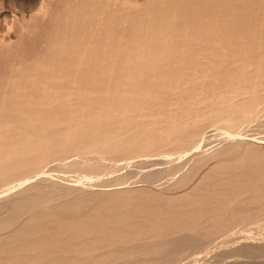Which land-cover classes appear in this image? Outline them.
<instances>
[{"label":"rangeland","instance_id":"rangeland-1","mask_svg":"<svg viewBox=\"0 0 264 264\" xmlns=\"http://www.w3.org/2000/svg\"><path fill=\"white\" fill-rule=\"evenodd\" d=\"M71 1L72 0H0V86L5 84V81H9L10 77L18 74L17 70L19 67L21 69V67L24 66L22 64L23 62L25 64L24 67H28L32 64V61L40 57V54L45 53L43 50H45L44 45L46 44L45 42H47V37L51 33L53 25L65 22L66 15L64 14L68 12V6H70L68 3ZM144 1L145 0H128L129 3L137 5H141ZM247 2L248 0H245V3ZM62 16L65 18L63 19ZM262 41L264 40L261 39L260 43L258 42L257 46L259 49L257 48L258 50L252 51V54L248 52H245L246 54L242 56L227 54L226 57L223 58L224 62L221 60V66H211L208 68V70L213 68L209 74L220 73L221 69L230 67L228 65H231L232 68L239 69L242 68L244 64L246 71H249V69L250 71L258 69V71L262 72H260L262 74L261 87H259L258 92L254 94V99L253 94H251L252 96L250 95V98H247L249 96L245 94L230 101V95H227L228 98H226V95H223L218 98L213 97L214 99L212 98L208 101L209 103L206 102L208 103L207 106H205L206 103H204L205 105L203 106L205 107H203V112L205 111L204 113L212 115L213 118L212 121L209 119L210 122L205 120V122L208 121V126H206L201 137L197 134L191 135L194 129L189 131V126H184L185 129L180 127L183 128V132L180 128V130L178 129L179 131L171 130V132L170 129L165 128L169 126V124L165 125L164 114L155 111L152 117L148 116L144 119L146 125L143 127L142 135L140 133V137H133L138 139H134V141L128 137L129 140L131 139L132 142H130L132 144L128 139H121L122 144L124 143L122 147L119 139L118 143L120 145H117L120 147H116V144L115 147H113V142L97 144L96 141L99 140L101 136V131L97 130V126L101 125L99 122L102 121L104 124H111V122L114 123V121H116L117 124L119 117L115 114L116 106H111L113 103L112 101H109L107 105V103L102 104L89 98L90 96L87 93H89L91 89L87 86L83 87L84 90L87 89L88 92L86 90L83 91L87 93H83L84 96H82V98L76 96V91L72 89V87L70 89L71 91H65L66 93H71L65 97L66 99H61L62 102H59V99H57L59 101L50 99L53 103L55 102V104H51L52 106H47V108H45L46 106L42 107L43 112H41V114L27 115L28 118L22 123L24 127L21 129L19 128V132L17 130L14 131V134L17 135V140L21 139L20 141H24L25 143L22 142L16 145L12 155L0 161V166L2 167L0 168L4 170L2 171L0 169V248L2 249L0 250V264H264V43H261ZM35 46L36 48H34ZM39 48L40 50L44 49L41 50V52ZM37 50H39L40 53L37 52ZM29 51H31V53ZM36 53H39V56H37ZM254 54L259 55L258 59L254 57ZM20 55H22V58ZM35 57L36 59H34ZM246 57L249 60L246 59ZM236 62L238 63L236 64ZM14 68L16 69L14 70ZM215 70L217 73L214 72ZM11 73L13 75L10 76ZM14 79L15 78H11L10 81L13 82ZM85 83L88 84L89 81L83 84L85 85ZM72 94L73 96L69 97ZM75 96L76 98H74ZM244 96H246V99H244ZM67 97H69L68 100H72L71 103L67 101ZM240 100H242V102ZM227 101L231 103L230 105L232 106L227 108L228 113H232H230L231 115L227 112H222L224 111V107L228 104ZM80 102L82 104H80ZM77 103H79V106H77ZM234 103H236V105L241 103V105L236 108ZM69 104L70 106H68ZM59 105H61L62 110H59L61 109ZM72 105L76 109H74ZM87 105L88 107H86ZM66 108H69V110ZM78 108L82 109L84 113H81V110L78 111ZM86 110H88V113ZM218 110L220 112H218ZM51 112L54 114L55 112L57 113L55 117ZM72 112L74 114H70ZM157 112L159 115H156ZM80 113L83 115H80ZM58 114L61 118H65L66 121L63 118H58V116H56ZM76 114H78L77 117ZM33 115L35 117H33ZM226 115L229 116L226 117ZM56 117L58 122H56ZM157 117L160 121L163 119L161 123L164 125L162 127L160 125L157 126L160 130L156 128V133L155 130H152V126L155 124L153 125V122L149 123V120H157ZM159 117L161 119H159ZM225 117L227 120H222V118ZM105 118L107 120H105ZM45 120H48V122ZM52 120H54V122H52ZM88 120H90V122ZM216 120H218V122ZM41 121H43V124ZM73 121L76 122L75 125H79L77 122H82H80L79 125L81 127H77L78 130L73 127ZM160 121L158 123H160ZM44 122L49 124H45ZM86 123H89L88 126H86ZM95 124H98L96 128ZM40 125L44 127V129H42ZM48 125H52V127L49 128ZM224 125L227 128H224ZM68 127H70V129H67ZM72 129L75 132H72ZM42 130H44V132ZM61 130H63L64 133L61 132ZM220 130V134L223 136L224 132H226L227 137H222L219 134L221 136L220 138L217 134ZM58 131L63 133V136L66 135V137L62 138L61 133ZM87 131H89L90 134L86 136L85 133H88ZM98 131L99 135L96 137ZM148 131L152 132L150 136ZM174 131H177V133L175 134ZM77 132L79 134L76 135L75 133ZM146 132L148 134H145ZM66 133L69 135V138ZM184 134L187 138H185ZM229 134H231V136H229ZM57 135L58 137H56ZM175 135H177V137H175ZM77 136L80 141L76 138ZM80 136H84V139ZM73 137L76 140L73 139ZM172 137L173 139H171ZM66 138L68 139L66 140ZM89 138H91L92 141L90 144L86 142ZM140 138H142L143 141H141ZM145 138L146 140H144ZM139 139L140 143H137ZM184 139L187 140L182 141ZM190 139L193 140L190 142ZM51 140H53L52 142H54V144ZM125 141H127L126 144ZM74 142L78 144L73 148ZM133 142L136 143L134 144ZM50 143H52L51 146ZM64 143H66L67 147ZM87 143L89 145H87ZM23 144L28 148H25ZM82 144H84V146ZM129 144H131L130 146L132 147H128L127 145ZM58 145L61 146L59 147ZM135 145H137V147L139 146L137 150ZM78 147H81L80 150H78ZM122 148L125 149V151L121 150ZM25 153H32L33 155H31L33 157H38L40 154V156L44 157L47 155L49 156L46 157L45 163H41V165L44 166L39 172L32 173L30 176L28 175L30 178L26 176L29 180L25 177V181L22 182L15 180L10 181V177L14 179L12 177L14 174H18L26 170V168H34L37 165L34 160L36 157L32 158L30 154ZM36 153L39 155L37 156ZM21 155H24L22 156V161L25 164L20 161L21 158L19 156ZM28 157L29 159H27ZM12 160L14 162H12ZM16 161L21 163H17ZM33 162L35 166H33ZM19 165L25 169L21 167L22 170H20L21 168ZM15 166H18L19 170L18 167L16 168ZM230 167L233 171H236L231 172L232 169ZM250 168L252 169L250 170ZM260 168L263 170L261 171ZM15 169L20 172L17 173ZM210 170H212L211 173ZM206 171L208 176L205 173ZM6 172H9V176H7ZM2 173L6 175L4 176ZM197 183L199 185H197ZM214 184H217L216 186L223 185L221 190L222 193L219 194L222 198L220 204L222 205L221 208L224 206L223 208L225 210L227 208L229 213H227V210H223V213L222 211L218 213L215 212V207L217 205V203L215 204V202H217L215 200L216 196H209V192ZM229 184L231 187L232 185H236V188L233 190L230 189V186H228ZM251 184H256V187L252 189L248 188L243 191L238 189L241 185ZM192 185L193 187H191ZM200 185H202L204 189H202V187L200 188ZM181 192H183V194ZM232 194L235 196V199L232 201L234 206L228 204ZM239 197L241 199H239ZM246 197L255 199L241 202V200H244ZM154 198L156 199L154 200ZM236 198L238 199L236 200ZM162 201L164 202L161 203ZM245 206L249 207L245 208ZM250 206L252 207L250 208ZM233 207L235 208L232 209ZM99 208L101 209L99 210ZM164 209L165 211H161ZM36 210L37 212H35ZM232 210L234 211L232 212ZM32 213L34 215H32ZM49 213L52 215L50 216ZM219 213L224 214L223 218L226 216L225 218L227 220L225 218L223 220L222 214L220 216ZM256 213L257 215H255ZM235 215H237L238 218ZM40 216L43 217V219H41ZM213 216H215V219ZM228 216L229 218H227ZM242 217L243 219L241 220ZM210 218L213 219L209 220ZM244 218L246 219L244 220ZM76 219L79 220L76 221ZM141 223L142 225H140ZM205 223H207V225ZM225 224L228 225L226 226ZM196 230H199V232ZM47 233L49 235H47ZM86 235L90 236L86 237ZM185 242H187V244ZM132 243H134V245ZM184 244L186 245L185 247ZM144 245H146V247ZM68 251L69 253H67ZM79 258H83L84 261L82 259L80 261ZM100 259H102V261Z\"/></svg>","mask_w":264,"mask_h":264},{"label":"bare ground","instance_id":"bare-ground-1","mask_svg":"<svg viewBox=\"0 0 264 264\" xmlns=\"http://www.w3.org/2000/svg\"><path fill=\"white\" fill-rule=\"evenodd\" d=\"M68 4H70V6L67 5L68 10L67 9L66 10L68 12H66L67 14L66 13L64 14V15H66L65 22L62 24L53 25L51 33L47 37V40H46L47 42H45L46 44L44 45L45 50H43L44 48L41 49V50L45 51V53L40 54V57L38 59H36V57H35L34 59H36V60H34V61L31 60L32 64L31 65L29 64L30 66H28V67H24L25 64L23 62L22 64L24 65L23 66L24 68L21 67V69H20V67H19L17 70L18 71L17 75L14 76L12 73L10 74V76L13 75V77H10V80H11V78H15L14 79L15 82H14V80H13V82H11L9 79L8 80L10 82L9 81L6 82L4 80L5 84L0 86V161L5 160V159H7V157L11 156L13 153V149L15 148L16 145H18L19 143H22V142L25 143L24 141H20L21 140L20 138H19L20 140H17V138H16L17 135L14 134V131L15 130L18 131L19 128L21 129L24 127V126H22V123L25 122L26 118H28L27 115H29V114H36L37 115V113L41 114V112H43L42 107L46 106L45 108H47V106H50L51 104L52 105L55 104V102L53 103V101H52L53 99H55V100L59 99L60 101L59 100H57V101L62 102L61 99H63V100L66 99L65 97L68 96L69 93H71L69 91H71L70 89L72 87H73L72 89H74L76 91V96L79 98H82V96H84V94H86L88 92L87 89H85L87 91L86 93L83 92V91H85L83 87L87 86L91 89V90L88 89L89 93H87L90 96L89 98L93 99L95 102H100L102 104L107 103V105H108L109 101H112L113 103L111 102L112 103L111 106H113V105L116 106V113L115 114L119 117L117 124H116V121H114L115 124L112 122H111V124H108V123L104 124L102 121L101 122L103 124L101 122H99L101 124L100 126H97L98 124H95V128L97 126V130L101 131L100 132L101 136H100L99 140L96 141V143L97 144H106V143L113 142L114 143L113 147H115V144L116 145L119 144L118 142H119V140L121 142V139L122 140H125V139L129 140L128 137H130L132 140L138 139V138H133V137H140V133L142 135L143 127L146 125V122H144V119H146V117H148V116L152 117V114H154L155 111H158L159 113L164 114L163 116H165V118L162 117V118H164V123H165V125L169 124V126H167L165 128L170 129V131L171 130L172 131L178 130L180 127L184 128V126L185 127L189 126V128L191 127L190 128L191 130L188 128L189 131H192V129H194L192 131L191 135L197 134L198 136L201 137V134L206 129V126H208L207 122L208 121L210 122L209 119H211V121H212V118H213L212 115H208L207 113H204L205 111L203 112V110H204L203 107L207 106V104L209 103L208 101H210L213 97L218 98V97H221L223 95H226V98H228L227 95H230L231 98L230 97L229 98L231 101L234 98H236L240 95H245V94H247L249 96L247 98H250V95L253 94V99H254V94H256L258 92L259 87H261L260 83H261V77H262L261 73L262 72L258 71V69L253 70V71H250V69H249V71H246L244 64H243L242 68H239V69L232 68L231 65H228L230 67H226L225 69H221L220 73H217V71L215 70L214 72L217 74H209L213 68H211V70H208V68L211 66H215V67L219 66L221 63V60L223 61V58L226 57L227 54L228 55L233 54V55H237V56H242V55H245L247 52L252 54V51L254 52V50H256L257 48L259 49V47L257 46L258 42L260 43L261 39L264 40V0H248L247 3H245V0H145L141 5L131 4L128 2V0H72ZM60 13H61V11H60ZM62 14H63V12H62ZM62 18L64 19L65 17L62 16ZM59 20H61V19H59ZM23 32H24V30H23ZM47 33H48V30H47ZM261 43H264V41H262ZM34 48H36V46ZM260 48H261V46H260ZM39 50H40V48H39ZM39 50H37V52H39ZM29 52L31 53V51H29ZM38 54H37V56H39ZM255 54H256V52H255ZM255 54H254V57H256V59H258L259 55H255ZM21 56L22 55H20V57ZM29 57H31V56H29ZM227 58H229V57H227ZM227 58H225V59H227ZM246 59H248V58L246 57ZM26 61H27V59H26ZM237 63L238 62H236V64ZM231 64H232V62H231ZM263 65H264V63H263ZM258 66H259V64H258ZM15 69L16 68H14V70ZM5 72H6V70H5ZM3 76H4V74H3ZM86 81H89V83L88 84L85 83V85H84L83 83ZM66 90H69L68 91L69 93H66L67 92ZM261 94H263V93H261ZM72 96H73V94L69 97H72ZM76 96L74 98H76ZM69 97H67V101H69V103H71L72 100L71 101L68 100ZM244 97H245L244 99H246V96H244ZM50 99H52V100H50ZM91 99H90V101H91ZM240 101L242 102V100H240ZM206 102H208V103H206ZM237 102H239V101H237ZM204 103H206V105ZM224 103H225V101H224ZM78 104L79 103H77V106H79ZM80 104H82V103L80 102ZM230 104L231 103L228 102V104L224 107V109L222 108L224 110V111H222L223 113H225V112L228 113L227 108L232 107ZM234 104L236 105V103H234ZM203 105H205V106H203ZM239 105H241V103H239ZM239 105H236L235 107L237 108V106H239ZM59 106L61 108L59 110H62L61 105H59ZM68 106H70V104ZM73 107H72V109H73ZM83 107H85V106H83ZM86 107H88V105ZM66 109L69 110V108H66ZM74 109H76V108L74 107ZM78 109H77L78 111L81 110L80 112L84 113V112H82V109H80V108H78ZM83 109H86V108H83ZM95 109H96V107H95ZM206 109H207V107H206ZM86 111L88 113V110H86ZM99 112H100V109H99ZM158 112H157V114L156 113L155 114L159 115ZM218 112H220V111L218 110ZM218 112H215V113H218ZM51 113H53V112H51ZM58 113H59V111H58ZM81 113H80V115H83ZM91 113H89V114H91ZM230 113L231 112H229L228 114H230ZM55 114H57V113L55 112ZM55 114H54V117H55ZM65 114H66V112H65ZM68 114H69V112H68ZM70 114H74V113L72 112ZM44 115H46V114H44ZM77 115L78 114H76V117H77ZM46 116H48V115H46ZM56 116H58V118L60 117L59 114ZM227 116H229V115H226V117ZM33 117H35V116L33 115ZM38 117H39V115H38ZM226 117L222 118V120H224V119L227 120ZM51 118H53V117H51ZM109 118H111V117H109ZM114 118H116V117H114ZM56 119H57V117H56ZM63 119H65V118H63ZM67 119H68V117H67ZM159 119H161V118L159 117ZM48 120H45V121L48 122ZM105 120H107V119L105 118ZM154 120H156V119H154ZM154 120L153 121L149 120V123L153 122V125L155 124L154 126H152V130H155L156 128L159 129V127H157L159 125L161 127L164 125L161 123V121L163 119L160 121V120H158V117H157L158 121L157 120L154 121ZM205 120H208V121L205 122ZM218 120H216V121L218 122ZM220 120H221V118H220ZM60 121H62V120H60ZM65 121H66V119H65ZM88 121L90 122V120H88ZM108 121H111V120H108ZM159 121L161 124L158 123ZM41 122L43 124V121H41ZM52 122H54V120H52ZM56 122H58V119L56 120ZM73 122H72V124H73ZM80 122H77V123H79V125H80ZM82 122H83V120H82ZM85 122H87V121H85ZM35 123H37V122H35ZM61 123H63V122H61ZM75 123L76 122H74L73 127L78 130L77 127L80 128L81 126L75 125ZM47 124H49V123H47ZM86 124H84V125L88 126L89 123H86ZM40 127H42V126L40 125ZM50 127H52V125L49 126V128ZM150 127H151V125H150ZM141 128H142V130H141ZM183 128H180L181 131ZM224 128H227V127H225V125H224ZM42 129H44V127H42ZM67 129H70V127H68ZM73 129H72V132L74 131ZM27 130H29V129H27ZM90 130H91V128H90ZM145 130H146V128H145ZM188 130H186V131H188ZM42 131L44 132V130H42ZM89 131H87L88 133H85L86 136H87V134H90ZM93 131H96V130H93ZM99 131L96 134V137H97V135H99ZM224 131H226V130H224ZM58 132H60V131H58ZM61 132H63V130H61ZM70 132H71V130H70ZM70 132H69V134H70ZM72 132H71V134H72ZM90 132H92V131H90ZM155 132H156V130H155ZM182 132H181V134H182ZM220 132H221V130L217 134L219 135ZM63 133H61L62 138L63 137L65 138L66 135L63 136ZM150 133H152V132H149V136H150ZM176 133H177V131L175 132V134ZM75 134L77 135L79 133L77 132ZM82 134H83V132H82ZM91 134H94V133H91ZM145 134H148V133L146 132ZM145 134H143V135H145ZM217 134H216V136H217ZM224 134H223V136L227 137L226 132H224ZM231 134H229V136H231ZM166 135H167V133H166ZM177 135H175V137H177ZM220 135H219V137L221 138L222 135L221 136ZM67 136L69 138L68 134H67ZM93 136H95V135H93ZM154 136H157V135H154ZM184 136H185V138H187L185 134H184ZM56 137H58V135ZM80 137L83 138L84 136H80ZM142 137H144V136H142ZM151 137H153V136H151ZM52 138H49V139H52ZM54 138H55V136H54ZM68 138H66V140ZM76 138L78 139V136ZM44 139H46V138H44ZM73 139H75V138L73 137ZM116 139L117 140L119 139V140L117 141ZM131 139L129 140V142L131 141ZM140 139H141V141H143L142 138H140ZM140 139L138 140L139 142H137V143H140ZM151 139H150V141H151ZM171 139H173V137ZM26 140H27V138H26ZM53 140H51V142ZM144 140H146V138ZM185 140H187V139H184L182 141H185ZM191 140H193V139H190V142H191ZM73 141H72V143H73ZM127 141H125V144L127 143ZM59 142H60V138H59ZM86 142H89V144H90V142H92L91 138L87 139ZM152 142H154V141H152ZM52 143L54 144V142H52ZM52 143H50V146ZM133 143L135 144L136 142H133ZM146 143H147V141H146ZM76 144H78V143H75L73 146L72 145L71 146L74 148V146L76 147ZM84 144H82V145L84 146ZM89 144L87 143V145H89ZM123 144L121 142V147ZM131 144H129L127 146L132 147V146H130ZM143 144H144V142H143ZM31 145H30V148H31ZM55 145H57V144H55ZM64 145L66 146V143H64ZM93 145H95V144H93ZM109 145H111V144H109ZM119 145H117L116 147H120ZM23 146H24V144H23ZM48 146H49V144H48ZM135 146H136L135 148L137 150V148L139 146L138 147H137V145H135ZM62 147H64V146H62ZM25 148H28V147H25ZM80 148L81 147H78V150H80ZM39 149H41V148H39ZM126 149H128V148H126ZM76 150H75V152H76ZM121 150L125 151V149H123V148ZM20 151H22V150H20ZM40 152H43V151H40ZM25 154H30V153H25ZM31 154H30V157L33 155V154L32 155ZM36 154H37V156L39 155L38 153H36ZM24 155L19 156L21 158L20 161H22V156H24ZM40 155L38 157L32 156V158L36 157L34 160L37 163V165L35 166L34 162H33L34 165L32 163H30L33 166H35L34 168H26V170H24L22 172L17 171V169H15L17 171V173L18 172H20V173L14 174V176H12L14 179H11V177H10L9 178L10 181L15 180V181L22 182V181H25L26 176L29 177L32 173L34 174V173L39 172L42 169V167L44 166V165H41V163H43V162L45 163L46 157L49 156V155H47L46 157H44V156H40ZM63 158H65V157H63ZM27 159H29V157ZM13 160H12V162H14ZM15 160H17V159H15ZM24 161H26V160H24ZM224 162H223V164H224ZM17 163H21V162H17ZM232 163H235V162H232ZM8 164H7V166H8ZM10 164H12V163H10ZM26 165H28V164H26ZM227 165H228V163H227ZM22 166H24V165H22ZM19 167H20V165H19ZM19 167H18V170H19ZM26 167H28V166H26ZM236 167H237V164H236ZM22 168L25 169L24 167H22ZM22 168L20 170H22ZM252 168H250V170ZM260 170H261V168H260ZM2 171H4V170H2ZM16 171H14V172H16ZM211 171L212 170H210V173H211ZM217 171H218V169H217ZM235 171H233V169H232L231 172H235ZM8 173H7V176H9ZM205 173L207 174V171ZM3 175L5 176L6 174H3ZM207 176H208V174H207ZM4 178H6V177H4ZM242 178H244V177H242ZM203 182H204V180H203ZM7 183H8V181H7ZM12 183H14V182H12ZM198 183H200V182H198ZM198 183H197V185H199ZM221 184H223V183H221ZM202 185H203V183H202ZM202 185H200V188L202 187ZM216 185L214 184L212 186V188L209 192L210 193L209 196H211V197L216 196L215 200L217 202H215V204L217 203V205L215 207V212L218 213L219 211H222V213H223V210L224 211L227 210V208H226V210L223 208L224 206L221 208L222 205L220 204V202H222V198L220 197L219 194L222 193L221 190H222L223 185L222 186L218 185L220 187H218ZM228 186H230L229 188L232 190L236 188V185H232V187H231V185L229 184ZM191 187H193V185ZM255 187H256V184L241 185L238 187V189H241L243 191L245 189H248V188L252 189ZM202 189H204V188L202 187ZM249 191H251V190H249ZM228 192H230V191H228ZM141 193H142V191H141ZM181 193L183 194V192H181ZM246 193H248V192H246ZM223 194H225V193H223ZM252 194H253V192H252ZM232 195L230 196L231 198H230L229 203H228L229 205L232 204L233 203L232 201L235 199L234 194H232ZM248 195H250V194H248ZM184 196H183V198H184ZM155 199L156 198H154V200ZM237 199L238 198H236V200ZM239 199H241V198L239 197ZM254 199L255 198H247L246 197L244 200H241V202H246V201H250V200H254ZM133 200H135V199H133ZM154 200H152V201H154ZM211 201H212V199H211ZM163 202L164 201H162L161 203H163ZM234 202H236V201H234ZM66 203H64V204H66ZM82 203H83V201H82ZM100 204H103V203H100ZM233 204H232V206H234ZM261 204H263V203H261ZM159 207H161V206H159ZM246 207H249V206H245V208ZM251 207L252 206H250V208ZM66 208H68V207H66ZM234 208L235 207H233L232 209H234ZM241 208H243V207H241ZM100 209L101 208H99V210ZM77 210H79V209H77ZM80 210H81V208H80ZM46 211H49V210H46ZM161 211H165V209L161 210ZM233 211L234 210H232V212ZM251 211H252V209H251ZM35 212H37V210ZM53 212H54V210H53ZM33 213H34V211H33ZM33 213H32V215H34ZM50 213H49V215H50ZM84 213H85V211H84ZM84 213H82V214H84ZM227 213H229V211ZM227 213H225V214H227ZM40 214H41V212H40ZM221 214H220V216H221ZM32 215H30V216H32ZM212 215H214V214H212ZM223 215L224 214H222V218H223ZM255 215H257V213ZM53 216H54V213H53ZM235 216L237 217V215H235ZM213 217L215 219V216H213ZM243 217H244V215H243ZM243 217L241 218V220L243 219ZM245 217H246V215H245ZM54 218H56V217H54ZM95 218H97V217H95ZM224 218H223V220H224ZM227 218H229V216ZM34 219H36V218H34ZM41 219H43V217H41ZM66 219H68V218H66ZM135 219H137V218H135ZM212 219L210 218L209 220H212ZM245 219L246 218H244V220ZM77 220H79V219H76V221ZM162 221H164V220H162ZM202 223H204V222H202ZM202 223H201V225H202ZM215 223H217V222H215ZM205 224L207 225V223H205ZM235 224H236V222H235ZM83 225H84V223H83ZM140 225H142V223ZM187 229H189V228H187ZM192 229H194V228H192ZM200 229H202V228H200ZM196 231L199 232V230H196ZM180 232H182V231H180ZM191 232H193V231H191ZM164 233H165V231H164ZM174 234H177V233H174ZM213 234H215V233H213ZM216 234H218V233H216ZM47 235H49V234L47 233ZM191 235H192V233H191ZM87 236H90V235H86V237ZM151 238H153V237H151ZM27 239H29V238H27ZM80 239H81V237H80ZM91 239H94V238H91ZM194 239H195V237H194ZM178 240H180V239H178ZM189 240H191V239H189ZM100 242H102V241H100ZM134 243H132V244L134 245ZM154 243H155V241H154ZM185 243L187 244V242H185ZM148 245H149V243H148ZM144 246L146 247V245H144ZM185 246L186 245L184 244V247ZM189 246H190V244H189ZM122 247H123V245H122ZM140 247H142V246H140ZM100 249H103V248H100ZM0 250H2V249L0 248ZM86 250H87V248H86ZM108 251H110V250H108ZM37 252H39V251H37ZM16 253H18V252H16ZM67 253H69V251ZM61 257H65V256H61ZM90 258H91V255H90ZM68 259H70V258H68ZM76 259H78V258H76ZM81 259L84 261L83 258H81ZM81 259H80V261H81ZM54 260H56V259H54ZM100 260L102 261V259H100Z\"/></svg>","mask_w":264,"mask_h":264}]
</instances>
